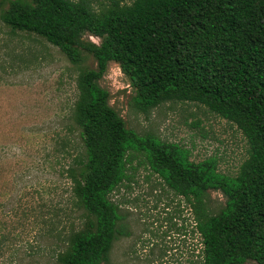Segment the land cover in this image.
Segmentation results:
<instances>
[{
  "label": "trees",
  "instance_id": "trees-1",
  "mask_svg": "<svg viewBox=\"0 0 264 264\" xmlns=\"http://www.w3.org/2000/svg\"><path fill=\"white\" fill-rule=\"evenodd\" d=\"M94 1L0 0L10 29L44 38L73 64L83 52L94 60L79 69L71 110L82 160L68 168L70 193L82 221L52 263L108 264L112 243L127 234L111 192L141 167L188 203L199 239L192 264H264V0H113L98 11ZM109 62L133 88L137 111L191 101L234 125L247 146L237 171L126 127L98 83ZM209 190L224 197L215 213Z\"/></svg>",
  "mask_w": 264,
  "mask_h": 264
},
{
  "label": "rangeland",
  "instance_id": "rangeland-1",
  "mask_svg": "<svg viewBox=\"0 0 264 264\" xmlns=\"http://www.w3.org/2000/svg\"><path fill=\"white\" fill-rule=\"evenodd\" d=\"M112 1H94L92 8ZM82 39L98 43L88 34ZM93 66L89 54L73 64L44 38L12 30L0 18V264H53L67 233L82 221L70 193L68 168L82 160L71 110L79 69ZM98 83L137 133L177 142L194 161L214 155L218 170L230 175L246 157L240 132L202 104L165 101L143 114L133 108L134 90L115 62ZM128 184L110 195L127 234L112 243L108 264H192L199 239L188 203L141 167ZM206 203L215 213L224 197L209 190Z\"/></svg>",
  "mask_w": 264,
  "mask_h": 264
}]
</instances>
